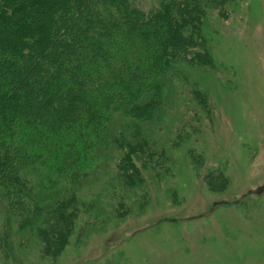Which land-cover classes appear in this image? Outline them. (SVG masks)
Wrapping results in <instances>:
<instances>
[{"label":"trees","instance_id":"16d2710c","mask_svg":"<svg viewBox=\"0 0 264 264\" xmlns=\"http://www.w3.org/2000/svg\"><path fill=\"white\" fill-rule=\"evenodd\" d=\"M236 1L0 0V241L8 254H29L33 244L55 261L83 209H126L139 187L148 202L142 171L167 159L171 143L158 144L146 124L184 92L207 103L200 86L216 68L211 21ZM105 162L110 213L84 198Z\"/></svg>","mask_w":264,"mask_h":264},{"label":"rangeland","instance_id":"374dc122","mask_svg":"<svg viewBox=\"0 0 264 264\" xmlns=\"http://www.w3.org/2000/svg\"><path fill=\"white\" fill-rule=\"evenodd\" d=\"M211 23L216 68L200 86L207 103L184 92L146 124L158 144L171 143L167 159L142 171L148 202L139 187L110 213L105 162L84 198L110 215L83 209L55 261L33 244L29 254H8L0 241L8 264H264V0H237Z\"/></svg>","mask_w":264,"mask_h":264}]
</instances>
